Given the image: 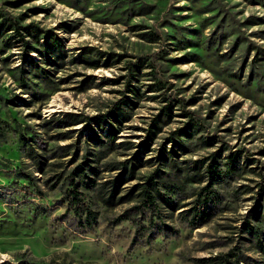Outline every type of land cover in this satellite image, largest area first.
Instances as JSON below:
<instances>
[{
  "label": "rangeland",
  "instance_id": "obj_1",
  "mask_svg": "<svg viewBox=\"0 0 264 264\" xmlns=\"http://www.w3.org/2000/svg\"><path fill=\"white\" fill-rule=\"evenodd\" d=\"M0 10L43 31L40 43L47 34L67 50L65 64L42 82L23 66L24 46L0 39V264H195L234 245L251 261L261 258L239 227L264 183V0H0ZM84 51L97 64L80 58ZM116 105L113 140L131 148L116 145L91 162L94 184L79 182L80 202L71 203L68 178L84 159L85 122L59 119ZM112 121L97 128L102 136ZM181 129L183 162L217 151L221 160L233 150L242 155L240 176L216 185L228 209L212 207L198 227L162 211L163 228L147 214L121 219L130 203L97 201L109 164L132 156L147 130L155 137L150 156L161 143L170 149L165 139Z\"/></svg>",
  "mask_w": 264,
  "mask_h": 264
},
{
  "label": "trees",
  "instance_id": "obj_2",
  "mask_svg": "<svg viewBox=\"0 0 264 264\" xmlns=\"http://www.w3.org/2000/svg\"><path fill=\"white\" fill-rule=\"evenodd\" d=\"M41 33L43 31L39 32L32 24L21 26L18 21L5 16L0 10V39L2 43L9 46L19 42L20 45H23V66L26 64V70L31 75L30 78H38L44 82L49 80V75L53 70L65 64L67 50L58 39L47 34L43 37V43H40ZM26 36H32L34 42L40 47L31 46L25 39ZM31 52L38 53L40 61L34 62L30 56ZM80 56L93 66L98 62L93 57V52L84 51ZM24 70L22 69V71ZM117 110H120L118 105L104 115L85 116L79 120L73 119L76 116L73 113H65L59 119L58 123H66V126L85 122L84 159L72 169L68 178L71 185L68 189L71 203L80 202L77 189L79 182L85 184L87 189H91L94 184V178L99 170L91 165V162H97L104 158L106 154L115 150L116 145L127 144L128 148H131L132 143L116 144L113 140V137L119 133V127L114 123L119 122ZM111 118L113 121L108 123V129L102 136L101 131L97 128L102 130V125H105ZM48 122H52V120L46 121V124ZM154 126L158 128L156 125ZM188 126L189 124L187 125L189 129ZM182 130L174 131L165 139L167 143L172 144L170 149L166 148V143H161L155 153L150 156L148 152L152 151L150 148L155 137L150 135V130H147L148 136L137 143V149L132 156L109 164L108 171L112 172V175L99 183L96 189L97 201L106 208L130 203L131 206L121 215V219H129L133 212L140 216L147 214L149 217L154 216L163 228L168 226L163 222L162 211L171 215L178 211L180 215L185 214V219L190 216L189 226L198 227L205 222L207 217L211 216L212 207L220 208V211L228 209V203L223 201V194L218 191L216 185L228 178L240 176L241 171L244 170L241 163L242 155L239 151L233 150L224 157V160H221L222 152L217 151L195 160H184L183 162L179 157L188 151L187 146L179 138ZM65 133L69 132H64L62 134L64 137L60 139L68 138ZM69 146V144L65 145V148ZM27 150L29 158L38 165V170L43 171L44 163L39 158L41 156L31 150L29 146ZM142 167H151L152 170L147 174L140 175L138 170ZM190 184H196L198 187L194 188L187 196L185 192ZM190 197L193 198L192 201L185 203V200ZM251 199L253 203L248 213L242 217L239 228L242 234L248 236L252 248L261 255V258L251 261L240 245H234L226 252L196 258L195 264H264V183L258 185L256 193ZM85 220L89 221V224L91 223V219Z\"/></svg>",
  "mask_w": 264,
  "mask_h": 264
}]
</instances>
